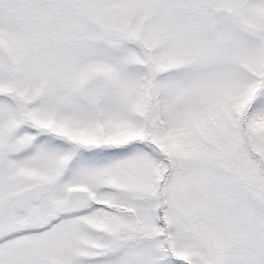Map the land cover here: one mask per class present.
<instances>
[{
    "label": "snow or ice",
    "instance_id": "1",
    "mask_svg": "<svg viewBox=\"0 0 264 264\" xmlns=\"http://www.w3.org/2000/svg\"><path fill=\"white\" fill-rule=\"evenodd\" d=\"M0 264H264V0H0Z\"/></svg>",
    "mask_w": 264,
    "mask_h": 264
}]
</instances>
